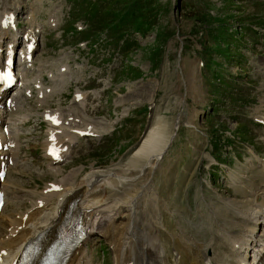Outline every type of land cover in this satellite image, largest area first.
<instances>
[{
	"label": "rangeland",
	"instance_id": "obj_1",
	"mask_svg": "<svg viewBox=\"0 0 264 264\" xmlns=\"http://www.w3.org/2000/svg\"><path fill=\"white\" fill-rule=\"evenodd\" d=\"M76 1L77 11L69 14L70 0H0V13L7 7L23 21L22 12H32L50 32L34 62H45L49 73L62 64L61 77L68 84L63 85L62 95L47 96L43 107L67 113L68 107L86 105L90 122L103 117L105 123L95 142L75 143L69 161L56 166L61 171L56 176L46 171L50 166L42 155L46 126L39 119V108L29 102L32 119L30 131L23 135V163L9 176V184L17 180L24 195L5 202L0 229L5 216L21 215L20 210L13 217L14 208L28 207L41 193L31 195V190L51 179L72 176L64 174L68 171L76 172L71 182L77 183L92 166L111 167L116 173L128 170L132 152L160 118L171 140L162 152L159 172L153 171L158 166L153 162L149 169L141 163L128 173H136L135 181L145 178L141 188L157 176L165 232H170L171 223V234H176L179 223L184 237L194 244L192 252L201 253L211 236L226 233L227 221L244 225L240 213L248 203L237 189L251 191L253 184L259 185L251 180L254 170L264 169V124L255 120L256 116L264 120V0ZM223 81L227 85L221 94ZM78 90L87 95L86 100L73 103V92ZM94 125L99 126L95 121ZM16 170L28 179L19 178ZM128 189V185L122 188ZM122 190L117 197H124ZM225 202L236 204L239 211ZM118 235L113 252L110 237L92 234L85 243L93 257L88 263L114 264ZM156 235L149 234L165 247V262L170 264V252L175 255L170 238L162 233L169 240L164 242ZM149 262L154 263V258Z\"/></svg>",
	"mask_w": 264,
	"mask_h": 264
},
{
	"label": "bare ground",
	"instance_id": "obj_2",
	"mask_svg": "<svg viewBox=\"0 0 264 264\" xmlns=\"http://www.w3.org/2000/svg\"><path fill=\"white\" fill-rule=\"evenodd\" d=\"M7 10L9 9L4 7L1 14ZM55 89L57 91L53 93H60L58 87L53 88L52 91ZM70 114H73V120L69 122L70 128H79L77 127L79 122L84 120L83 114L77 112ZM256 117L261 118L262 116ZM74 118H78V121H75ZM98 123L104 128L103 119L99 120ZM179 124H176L177 126L174 128H178ZM84 125L86 126L87 123ZM164 128L165 123L157 118L151 128L148 129L149 131L147 130L148 132L145 133L146 135L140 141L138 148L136 147L134 153L132 152L131 162L127 164L131 170H133V166H138L141 163H144L145 166L153 162L160 164L162 152L171 140V136H166ZM81 129H87V127ZM99 130L100 128L96 126L90 127V131L99 132ZM70 131L69 129H61V137L66 136L70 138L69 141L74 140L75 134L70 133ZM159 164L155 169L152 167L154 172L158 171ZM9 168L11 167L9 166ZM110 168L103 169L92 166L77 183L74 182L75 180L69 181L70 178H74L76 172L69 173L68 171L64 174H71L72 176H65L66 178L60 176L59 179H51L45 184L41 191H45L51 185L57 186V190H46L47 194L41 196V193H37L40 197L36 196L33 202L30 201V209L19 210L21 215L18 219H7L11 216H5V226L0 229V232L7 236L0 237V264H10L12 261L17 264L24 245L37 236H40L44 244L43 248H45L55 239L57 230L68 212L81 215L82 222L88 231L86 238L73 246L63 264L88 263L83 244L93 233H100L106 238L111 236L110 240L114 252L113 241L116 232H119V242L117 240L118 245L115 243L118 248L115 250V257L113 256L114 264H167L165 262L167 253L163 249L165 247L162 243L152 240L149 236L150 233H157L153 237L164 242L169 240L167 237H162V233H166L170 238L171 247L175 251V255L170 252V264H187V262L189 264H257L258 262L264 264V169H260L252 175L253 183L258 182L259 185L253 184L251 191H246L240 187L237 189L239 194L245 197V202L248 203V206L240 213V222L245 226L227 221L224 229L229 233L238 234L233 235V238L223 235L216 239L212 236L208 243L212 242V245L207 246L208 244H206V247L201 253L199 251V255L196 257L197 252L195 254L192 252L194 244L184 237L179 223H177L176 234H171L174 231L171 228V223L170 230L168 229L169 234L165 232L167 226H165L166 220L162 219V204L159 196L161 190L158 189L159 181L155 182L157 176L154 175L152 181L141 188L145 183V178L135 181L137 175L135 172L128 173L130 168L121 173H116L117 171ZM145 169H149V167L147 166ZM145 169L142 172H145ZM55 170L58 171L59 168ZM126 172V177H122ZM127 185L130 189L122 190ZM119 190L125 191L124 197L116 196ZM128 191L129 194H127ZM51 197L52 199L55 198L52 202ZM39 198L41 199L38 202H34ZM225 204L229 206L228 202ZM230 206L239 211L236 204ZM208 210L210 211V209ZM24 214L26 217L22 219ZM170 215H173L172 210H170ZM248 223H251L252 226H248ZM257 226L261 229L259 235H256ZM109 231L114 232L109 235ZM227 240L232 242L230 246ZM195 247L197 246L195 245ZM209 248L215 250L211 256L208 255ZM151 258H154V263L149 262ZM34 264H37V261Z\"/></svg>",
	"mask_w": 264,
	"mask_h": 264
}]
</instances>
